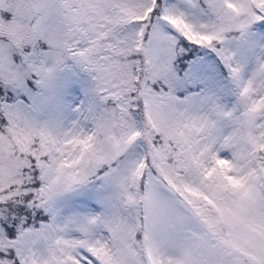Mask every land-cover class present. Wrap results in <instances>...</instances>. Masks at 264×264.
Returning a JSON list of instances; mask_svg holds the SVG:
<instances>
[{
    "label": "snow or ice",
    "instance_id": "obj_1",
    "mask_svg": "<svg viewBox=\"0 0 264 264\" xmlns=\"http://www.w3.org/2000/svg\"><path fill=\"white\" fill-rule=\"evenodd\" d=\"M0 264H264V0H0Z\"/></svg>",
    "mask_w": 264,
    "mask_h": 264
}]
</instances>
